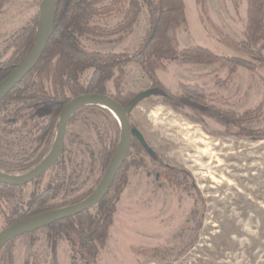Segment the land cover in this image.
<instances>
[{"label": "rangeland", "instance_id": "obj_1", "mask_svg": "<svg viewBox=\"0 0 264 264\" xmlns=\"http://www.w3.org/2000/svg\"><path fill=\"white\" fill-rule=\"evenodd\" d=\"M138 1L141 9L129 32L83 36L81 48L128 54L138 50L150 32L148 5ZM183 1L186 22L169 30L175 46H204L232 63L165 61L156 79L175 94L183 85L201 89L223 115L217 119L189 107L176 108L161 95L145 98L131 110V127L142 133L151 151L130 148L107 199L118 198L93 264H264V49L251 55L231 42L244 40L247 0ZM41 9V0L3 5L0 60L11 55L16 35L32 18L39 26ZM93 19L112 27L122 14ZM92 71L81 74V85ZM123 71L122 91L135 95L152 88L137 62L126 63ZM44 85L50 88L49 82ZM106 94H115L111 79ZM15 109L10 99L0 104V170L18 175L40 162L52 146L54 130L48 142L38 141L46 120L16 116ZM246 111L254 112L252 121L241 124L232 118ZM119 138L120 126L109 109L78 108L56 163L26 185L0 189V230L17 221L15 214L29 216L83 199L101 179ZM105 149L115 151L109 162ZM89 212L95 215L97 207ZM60 230L51 224L9 241L0 248V264H72V255L76 264H89L86 257L73 254L74 246Z\"/></svg>", "mask_w": 264, "mask_h": 264}, {"label": "trees", "instance_id": "obj_2", "mask_svg": "<svg viewBox=\"0 0 264 264\" xmlns=\"http://www.w3.org/2000/svg\"><path fill=\"white\" fill-rule=\"evenodd\" d=\"M9 1L0 0V10ZM144 1L150 12V32L139 49L128 54L89 52L81 48L79 39L83 36L102 37L129 32L141 9L138 0H57L52 34L39 61L0 104L10 99L11 102L16 103L14 111L16 116L21 114L35 121L46 120L45 124L39 128L41 132L37 140L48 142L52 130L55 129L60 110L69 101L68 93L73 97L84 93L106 94V82L111 79L115 92L112 97L123 106L127 105L135 95L122 91L120 80L124 74V65L135 61L152 81V88L157 90L156 95H161L176 108L189 107L209 116L216 115L217 119H221L222 112L206 100L201 89L196 87L192 89L183 85L180 88V94L171 93L156 79L155 72L164 67L165 61L186 64L220 63L221 65L232 63V61L215 55L204 46L195 45L181 49L175 46L169 30L172 26L178 27L186 22L183 0ZM112 12L122 14V19L115 26L102 27L95 23L93 19L95 16H107ZM37 26L36 19L32 18L16 35L12 44L13 52L8 58L0 60V81L27 55L35 42ZM231 42L251 55H254L253 51L258 52L264 49V0H247L244 40L241 43ZM89 68L93 71L88 83L83 86L80 84V76ZM114 71L117 75H114ZM32 75L35 76L34 79ZM44 81L49 82V89L45 87ZM253 113L246 111L243 114L232 115V118L242 124L252 121ZM129 114L130 112L127 114L128 119ZM227 114L229 115V112ZM132 146L144 150L136 138H132ZM105 151V159L109 162L115 151L113 150V153L109 149ZM125 163L126 160L114 176L106 195L96 205L95 215H91L88 209L53 223L60 226V231L64 232L70 245L74 246L73 254L76 251L81 258L86 257L85 260L89 264H93L98 249L104 246V239L115 209L114 203L118 198L113 196L114 200L107 199L112 186L118 182L119 172ZM26 167L22 165L21 169ZM14 188L0 183L2 190ZM39 212L41 211L37 210L33 214ZM15 216H18L17 221L27 217L17 214ZM74 257V255L71 256L72 264H76Z\"/></svg>", "mask_w": 264, "mask_h": 264}, {"label": "water", "instance_id": "obj_3", "mask_svg": "<svg viewBox=\"0 0 264 264\" xmlns=\"http://www.w3.org/2000/svg\"><path fill=\"white\" fill-rule=\"evenodd\" d=\"M57 0H41V16L33 46L23 60L0 81V102L21 82V80L35 67L51 37L56 16ZM155 88L141 91L123 106L112 96L102 93H84L72 97L64 105L57 124L56 137L45 158L28 172L13 175L0 170V183L7 186H23L51 167L61 154L66 127L70 116L85 105H98L109 109L120 126V138L116 152L106 167L101 179L92 192L81 201L72 205L47 210L22 218L6 228L0 230V248L9 241L37 229L49 226L58 221L70 218L97 205L106 195L117 171L126 160L131 148L132 138H136L146 152H150L149 144L142 133L131 127L127 114L143 99L156 95Z\"/></svg>", "mask_w": 264, "mask_h": 264}, {"label": "flooded vegetation", "instance_id": "obj_4", "mask_svg": "<svg viewBox=\"0 0 264 264\" xmlns=\"http://www.w3.org/2000/svg\"><path fill=\"white\" fill-rule=\"evenodd\" d=\"M63 107H64V106H63ZM63 107H62V109H63ZM62 109L60 110L59 115H58L57 120H56V125H55V129H54L53 142H54L55 137H56L58 119H59V116H60V113H61ZM74 113H75V112H74ZM74 113L70 116V118H69V120H68V123H69V121L71 120V118H72V116L74 115ZM68 123H67V125H68ZM66 129H67V127H66ZM65 133H66V132H65ZM64 138H65V136H64ZM52 145H53V143H52ZM51 147H52V146H51ZM51 147H50V149H51ZM50 149H49V150L46 152V154L42 157V159L40 160V162L45 158V156L48 154V152L50 151ZM62 149H63V148H62ZM61 153H62V151H61ZM60 155H61V154H60ZM59 157H60V156H59ZM59 157H58V158H59ZM57 160H58V159H57ZM57 160H56V161H57ZM56 161H55V163H56ZM40 162H38V163L36 164V166H37ZM55 163H54V164H55ZM54 164H53V165H54ZM53 165H52V166H53ZM52 166H51V167H52ZM49 168H50V167H49ZM49 168H48V169H49ZM48 169H47V170H48ZM47 170H46V171H47ZM46 171H45V172H46ZM45 172H44V173H45ZM44 173H42L41 175H43ZM41 175H39L38 177H40ZM38 177H37V178H38ZM35 179H36V178H35ZM35 179H34V180H35ZM31 182H32V181H31ZM91 192H92V191H91ZM91 192H90V193H91ZM90 193H89V194H90ZM89 194H87L85 197H87ZM85 197H84V198H85ZM84 198H83V199H84ZM81 200H82V199H81ZM81 200H80V201H81ZM76 203H77V202H76ZM70 204H71V203H70ZM73 204H74V203H73ZM67 205H69V204H66V205H63V206H60V207H64V206H67ZM95 206H96V205H95ZM60 207H59V208H60Z\"/></svg>", "mask_w": 264, "mask_h": 264}]
</instances>
